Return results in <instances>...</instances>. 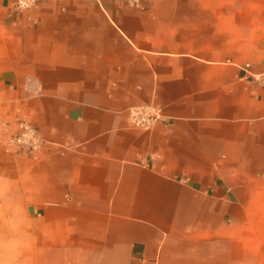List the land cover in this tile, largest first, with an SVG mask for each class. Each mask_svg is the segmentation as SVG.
Returning <instances> with one entry per match:
<instances>
[{
    "label": "crops",
    "instance_id": "crops-1",
    "mask_svg": "<svg viewBox=\"0 0 264 264\" xmlns=\"http://www.w3.org/2000/svg\"><path fill=\"white\" fill-rule=\"evenodd\" d=\"M244 63L264 72V0H0V264H264ZM22 118L32 154L6 143Z\"/></svg>",
    "mask_w": 264,
    "mask_h": 264
},
{
    "label": "built area",
    "instance_id": "built-area-1",
    "mask_svg": "<svg viewBox=\"0 0 264 264\" xmlns=\"http://www.w3.org/2000/svg\"><path fill=\"white\" fill-rule=\"evenodd\" d=\"M40 0H13V5L20 10L30 8ZM130 5H138L141 0H124ZM242 76L250 78L260 86L264 87V72L253 74L250 70V64L244 63L241 66ZM163 116L160 107L153 105H140L128 110V122L131 126L143 130L151 129ZM44 138L37 127L27 119H19L16 122L14 133L8 138L7 145L14 150H24L30 154L36 152L44 145Z\"/></svg>",
    "mask_w": 264,
    "mask_h": 264
},
{
    "label": "clouds",
    "instance_id": "clouds-1",
    "mask_svg": "<svg viewBox=\"0 0 264 264\" xmlns=\"http://www.w3.org/2000/svg\"><path fill=\"white\" fill-rule=\"evenodd\" d=\"M21 4H22V5L24 4V0H21Z\"/></svg>",
    "mask_w": 264,
    "mask_h": 264
}]
</instances>
